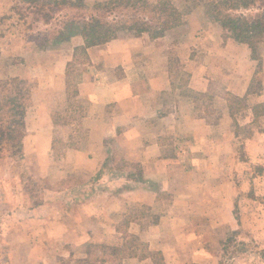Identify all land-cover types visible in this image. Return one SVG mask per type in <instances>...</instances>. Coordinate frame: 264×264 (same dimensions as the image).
<instances>
[{"label":"rangeland","instance_id":"rangeland-1","mask_svg":"<svg viewBox=\"0 0 264 264\" xmlns=\"http://www.w3.org/2000/svg\"><path fill=\"white\" fill-rule=\"evenodd\" d=\"M118 2L0 0V68L21 75L0 79V264H155L153 253H161L165 264H264V106L258 99L264 93V34L256 40V60L244 44L252 59L248 96L226 94L232 114L228 136L216 134L223 131L216 126L225 107L220 88L206 94L188 88L192 73L205 66L214 75L213 68L222 66L209 59L213 44L235 41L220 13L254 15L258 6L231 9L221 0H129L122 7ZM161 4L181 22L168 30L181 28L179 34L166 41L174 90L161 97L160 114L172 122H162L156 145L139 142L144 129L138 123L117 129L107 143L91 145L83 120L90 104L76 95L90 64L87 49L101 45L94 42L90 19L105 14L117 37L159 39L168 31L153 38L138 25L162 21ZM119 24L136 27L119 31ZM76 37L84 46L66 64V103L52 115L49 150L46 143L26 140L30 89L50 74L26 81L30 69L20 68L32 59L23 48H34L33 58L39 51L55 57L59 45ZM222 62L236 75L250 68L243 59ZM194 118L207 120L212 139L193 137L188 120ZM118 131L124 134L119 139ZM5 139L20 144L16 160ZM165 246L168 250H161Z\"/></svg>","mask_w":264,"mask_h":264},{"label":"crops","instance_id":"crops-1","mask_svg":"<svg viewBox=\"0 0 264 264\" xmlns=\"http://www.w3.org/2000/svg\"><path fill=\"white\" fill-rule=\"evenodd\" d=\"M186 24L188 27L189 24L187 22ZM179 30L181 28L177 31L172 29L163 38L154 40L144 34L139 38H129L131 35L129 36L128 33L120 34L116 39L87 49L86 54L90 64L85 69L84 80L77 85L76 95L78 99H85L90 104L83 120L89 129L91 145L107 143L112 137H117V129L130 130L134 126L133 123H138L144 129L141 135L142 139L139 142L146 147L158 144L160 136L163 134L159 131L163 127L162 122L169 124L168 126L172 122L160 114L163 107L161 97L164 96V93L174 90L168 69L169 55L165 54L168 45L166 41L169 40V37L179 34ZM189 39L190 46H195L194 36L190 35ZM83 46L84 40L81 37H76L59 45L57 50L53 51L55 57L46 55L47 52L45 54L39 51L35 54V59L31 57L34 48L29 45H25L23 48L24 51L30 49L28 51L30 56L27 57L32 59L31 61L27 60L22 65V69L20 68V71L25 73L27 72L24 70L28 69L29 72L30 69L31 73L25 76L26 81L35 83V80L41 76L50 74V76L39 79L34 88L30 89L32 104L28 106L26 113V140L30 139L38 144L46 143L48 149L51 150L52 129H54L51 118L54 113L63 110L66 103V64L74 58L75 49ZM208 55L210 56L209 59H215L218 64L223 63L222 66L218 69L213 68L214 75L210 74L209 69H206L205 66L198 72L192 73L188 88L201 94L208 93V89L210 90L213 86L220 88L219 91L222 92L220 100L224 102L225 107L221 110L222 113L216 126L222 128L223 131H218L216 134L225 138L228 136L226 129L230 127L227 120L232 117L231 109L226 102V94L229 93L241 98L248 96L247 92L250 90L253 79V76L250 75L251 53L246 45L228 40L216 41ZM19 56H23V54H19ZM226 57L233 58L235 61H242L243 59L246 66H250L244 71L246 75L227 72L224 66L225 62H222V59ZM52 59L54 64L51 65ZM2 69L0 68V71ZM8 71L0 72V79L4 78ZM9 76L21 77V75L8 74L6 78ZM261 93L258 99L260 101L262 99L261 102L264 106V93ZM250 112V119L253 121L254 109H251ZM153 118H155V123H152ZM34 122L36 123L34 124ZM188 122L193 137L204 136L212 139L210 124L206 119L194 118L189 119ZM122 135L124 134H120L118 131V139ZM74 154L76 153H68V156ZM201 157L210 159L204 154ZM146 237L150 241L149 235ZM154 238L155 236L151 241L152 247L155 243ZM167 248L166 246L161 247V250H168Z\"/></svg>","mask_w":264,"mask_h":264},{"label":"trees","instance_id":"trees-1","mask_svg":"<svg viewBox=\"0 0 264 264\" xmlns=\"http://www.w3.org/2000/svg\"><path fill=\"white\" fill-rule=\"evenodd\" d=\"M119 6L122 7L126 3L128 5L129 0H118ZM222 3H227V8L231 9L237 8H250L258 6V13L254 15H239L232 17L230 15L220 13L222 17V25L224 29H227L231 32L232 38L241 44H246L249 46L252 52V58L256 60L255 56H257V47L256 40H260L262 35L264 34V0H221ZM112 4V3H111ZM110 4V5H111ZM109 5V3H108ZM118 6V4H117ZM118 8V7H116ZM112 6L110 10H113ZM160 22L158 21H149V20H140V24L138 25V31L142 33H149L153 38L162 37L169 29L181 23L177 13L174 11H170L163 4L160 5ZM164 19V20H163ZM91 23L93 24V28L90 29L92 36H94V42L97 44H104L109 40L116 39V34L113 32V27L115 24L109 23L106 21L105 14L101 16H93L91 19ZM115 23H119V20L114 21ZM97 24V25H96ZM125 25L119 24V31H129L135 29V25L133 28L124 27ZM112 28V29H111ZM111 29V30H110ZM117 30V29H116ZM84 31V34L88 33ZM258 57V56H257ZM12 139L6 140L3 142L6 150L10 152V156L12 159L16 160L17 155L21 149L20 144L16 142V144H12ZM9 156V157H10ZM152 256L156 257L155 264H165L164 257L161 253H153Z\"/></svg>","mask_w":264,"mask_h":264}]
</instances>
